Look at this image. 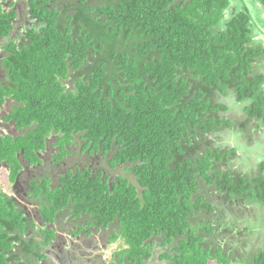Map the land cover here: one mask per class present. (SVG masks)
<instances>
[{"label": "trees", "instance_id": "16d2710c", "mask_svg": "<svg viewBox=\"0 0 264 264\" xmlns=\"http://www.w3.org/2000/svg\"><path fill=\"white\" fill-rule=\"evenodd\" d=\"M36 1L40 31L7 56L10 83L0 88L20 104L17 126L35 125L22 142L44 147L54 131L60 157L79 146L124 167L70 173L62 189L47 192L45 212L73 207L80 232L108 233L107 243L119 245L103 264L232 263L212 235L229 223L218 226V206L199 192L215 187L229 207L221 213L246 201L264 205V160L248 178L230 166L245 163L238 149L208 139L233 128L221 115L229 108L220 98L230 94L248 119L241 128L264 125V46L244 1L235 0L237 9L234 0H74L63 12L48 5L53 0ZM254 2L264 12V0ZM7 27L0 24V35ZM20 150L2 140L0 160L17 164ZM4 205L0 196V235L21 225ZM201 211L210 218L197 221ZM4 258L0 251V264ZM253 264H264V253Z\"/></svg>", "mask_w": 264, "mask_h": 264}, {"label": "flooded vegetation", "instance_id": "af4514ba", "mask_svg": "<svg viewBox=\"0 0 264 264\" xmlns=\"http://www.w3.org/2000/svg\"><path fill=\"white\" fill-rule=\"evenodd\" d=\"M30 2L31 0H0V17L4 16L0 24L8 26L6 34L0 35V88H5L10 83L8 68L4 63L7 56L21 51L23 46H29V34L40 31L41 26L33 16ZM72 4L74 6V0H53L48 5L63 12L66 6L73 8ZM8 92H0V143L10 139L21 150L15 156L17 164L6 159L0 160V173H6V180L0 176L4 180L0 183V196L6 205L12 204L21 225L12 230L4 227L1 232L0 251L5 255V264H103V231L94 230L90 236L80 232L82 220L75 215L73 207L68 211L51 210V213H46L45 209L50 206L49 195L55 189L64 187L63 180L70 173L75 177L80 170L88 168L96 173L98 168L108 167L107 170L117 174V168L114 170L109 167L106 164L107 158L104 160L101 153L91 152L90 149L83 153L79 146L70 147L68 151L71 153L60 157L59 135H55L54 131L45 137L44 147L23 143L22 139L27 137L28 131L33 130L35 125L29 128L17 126L13 115L20 104ZM13 173L15 178H12ZM128 177L131 183L135 182L129 172ZM6 205L2 213L7 210ZM229 210L230 218H226L227 220L226 214L221 212L217 213L219 219L214 217L218 226H224L227 222L229 226L225 225L213 233V238L224 240L223 247L231 253L229 258L232 264H253L254 259L264 253L261 233L247 227L249 218L236 220L233 216H238L240 212L233 213L231 208ZM252 210L243 206L242 215H248ZM11 223L8 221L6 225ZM255 242L259 244L255 246ZM214 246L216 248L217 245Z\"/></svg>", "mask_w": 264, "mask_h": 264}, {"label": "rangeland", "instance_id": "374dc122", "mask_svg": "<svg viewBox=\"0 0 264 264\" xmlns=\"http://www.w3.org/2000/svg\"><path fill=\"white\" fill-rule=\"evenodd\" d=\"M243 1L246 4V6L249 8L251 15L253 17V25H254L253 32L256 36L255 37L256 41L262 42V46H264V12L261 10L258 3L256 4L254 2V0H243ZM232 6L237 7L238 9L241 6V4L238 1L234 0ZM231 10L232 7L226 12L225 21H227L232 17L230 15ZM220 101L223 102L229 108L227 112H222L221 115L222 117L226 118L231 122L233 128H229L227 130L225 128L218 129V132L215 135L213 134L211 136L209 135L208 139H210L211 141L213 140L212 142L217 143V146L219 147L238 149L237 157L239 158L240 156V160L242 159L245 163L242 166H239L236 163V160L233 159L230 166L233 167L234 165L235 171H242V172L244 171L245 173L244 176L248 178H252L250 176L252 175V173L258 174L259 172V169H257V163L264 160V125L259 126V123L253 120L251 121L250 124L246 126V128L244 129L241 128L240 124L245 123L248 120L246 114L243 111L242 105H239L235 102V98L232 96V94L228 95L227 97H223V98L221 97ZM5 158H7V156H5ZM117 171L119 173L123 172L124 167L117 169ZM1 175L3 176L2 179L6 180L5 178L6 173L1 172L0 176ZM2 179L0 178L1 184L4 182V180ZM215 192H218L217 189L215 190V187L211 188L204 186V188L203 187L201 188L199 194L204 196L206 201H212V203H215L218 206L216 212L220 213L224 208L223 196L221 195V193H219V195H216L214 194ZM246 203L248 204L246 208L253 209L254 211L252 210V212L251 211L248 212L249 213L248 215L247 214L242 215L243 211L241 210L239 211L240 213L238 214V216H233V218H235L236 220L246 217L249 218V221H247V225H248L247 227L248 228L251 227L253 231L255 230L256 232L261 233L260 236L264 242V205L258 201L253 203H249L246 201ZM235 210L236 209H231V212L233 211V213H235ZM228 213H230V210L228 212H225L226 214L225 219L230 218L228 216ZM208 217L209 216L206 211L204 212L201 211L200 213H197L196 219L197 221H199L202 218L206 219ZM107 238H108V233L103 234V247L105 245L107 246V248H103V260L105 259L108 261L112 257L114 251L117 249L119 243H116L115 245H109L107 243ZM218 240L219 239L214 240L216 245L219 243ZM256 244H259V242H255V246ZM158 250H160V247L156 248L157 252ZM152 264H165V263L155 260L154 263ZM210 264H216V263L212 262Z\"/></svg>", "mask_w": 264, "mask_h": 264}]
</instances>
